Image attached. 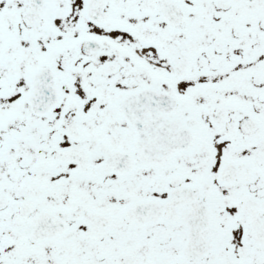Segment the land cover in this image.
<instances>
[{
  "label": "snow or ice",
  "instance_id": "1",
  "mask_svg": "<svg viewBox=\"0 0 264 264\" xmlns=\"http://www.w3.org/2000/svg\"><path fill=\"white\" fill-rule=\"evenodd\" d=\"M0 264H264V0H0Z\"/></svg>",
  "mask_w": 264,
  "mask_h": 264
}]
</instances>
